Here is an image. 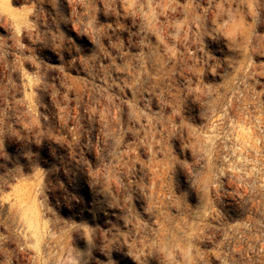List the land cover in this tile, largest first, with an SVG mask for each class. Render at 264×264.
<instances>
[{
  "label": "rangeland",
  "instance_id": "1",
  "mask_svg": "<svg viewBox=\"0 0 264 264\" xmlns=\"http://www.w3.org/2000/svg\"><path fill=\"white\" fill-rule=\"evenodd\" d=\"M0 264H264V0H0Z\"/></svg>",
  "mask_w": 264,
  "mask_h": 264
},
{
  "label": "bare ground",
  "instance_id": "2",
  "mask_svg": "<svg viewBox=\"0 0 264 264\" xmlns=\"http://www.w3.org/2000/svg\"><path fill=\"white\" fill-rule=\"evenodd\" d=\"M20 203H24V199L22 197H20Z\"/></svg>",
  "mask_w": 264,
  "mask_h": 264
}]
</instances>
